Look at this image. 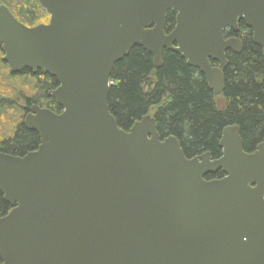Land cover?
<instances>
[{
	"label": "water",
	"instance_id": "95a60500",
	"mask_svg": "<svg viewBox=\"0 0 264 264\" xmlns=\"http://www.w3.org/2000/svg\"><path fill=\"white\" fill-rule=\"evenodd\" d=\"M37 2L49 18L34 26L0 4L2 61L10 73L54 78L48 96L61 111L32 105L23 124L38 147L0 152L11 207L0 217V264H264V138L246 153L229 125L219 157L187 158L153 116L125 131L108 107L114 64L135 46L154 68L164 50L177 53L221 94L226 51L242 50L227 30L242 21L264 55V0Z\"/></svg>",
	"mask_w": 264,
	"mask_h": 264
},
{
	"label": "trees",
	"instance_id": "16d2710c",
	"mask_svg": "<svg viewBox=\"0 0 264 264\" xmlns=\"http://www.w3.org/2000/svg\"><path fill=\"white\" fill-rule=\"evenodd\" d=\"M0 4L27 26L47 22L49 18L37 0H0ZM174 23L175 12L168 11L166 32L171 31ZM235 36L241 40L242 50L226 52L228 64L220 95H213L204 75L177 53L164 50L162 65L154 68L152 55L139 46L133 47L114 64L110 76L108 107L117 125L127 131L142 116H153L160 136L173 135L187 158L205 152H210L212 158L219 157L218 142L223 128L237 125L243 150L255 149L264 138V55L242 21ZM2 56L0 50V151L21 156L40 143L38 135L18 118L23 112L18 102L25 103L26 108L33 102L23 94V88L31 87L34 81L41 92L51 91L56 80L39 71L31 74L27 69L10 73ZM47 100L50 110L61 111L52 98ZM222 176L218 171L210 179ZM10 209L0 193V217Z\"/></svg>",
	"mask_w": 264,
	"mask_h": 264
},
{
	"label": "rangeland",
	"instance_id": "374dc122",
	"mask_svg": "<svg viewBox=\"0 0 264 264\" xmlns=\"http://www.w3.org/2000/svg\"><path fill=\"white\" fill-rule=\"evenodd\" d=\"M42 23H46V22H42ZM3 54V53H2ZM3 57V56H2ZM1 57V59H2ZM8 67V66H7ZM31 81V80H30ZM36 82L32 81V85L31 87H24L23 88V94L25 96L30 97L31 99H33L34 103H40L43 107L48 108V100L45 101L44 97L45 94L43 92H41L40 90H38V87L35 84ZM112 83H110L111 85ZM49 97V96H48ZM18 105H23V103L21 101L18 102ZM21 108V106H20ZM15 111H20L18 109H15ZM20 117V119H22V113H19L18 118Z\"/></svg>",
	"mask_w": 264,
	"mask_h": 264
},
{
	"label": "flooded vegetation",
	"instance_id": "af4514ba",
	"mask_svg": "<svg viewBox=\"0 0 264 264\" xmlns=\"http://www.w3.org/2000/svg\"><path fill=\"white\" fill-rule=\"evenodd\" d=\"M47 23V22H46ZM233 35H235V34H233ZM233 35H231V36H233ZM226 37H230V36H226ZM227 51H231V50H227ZM226 51V52H227ZM173 52V51H172ZM233 52V51H232ZM227 59V58H226ZM211 63H212V65L213 66H217V62L216 61H211ZM196 69V68H195ZM198 70V69H197ZM199 71V70H198ZM38 71H36V72H32V71H30V73L31 74H36ZM41 74H43V75H47L46 73H43V72H41V71H39ZM200 72V71H199ZM201 73V72H200ZM30 74V75H31ZM202 74V73H201ZM205 78V77H204ZM56 86H57V82H56ZM56 86H54V88L53 89H55L56 88ZM52 89V90H53ZM48 92L49 91H47V90H45L43 93L45 94V97H44V99H45V101L47 100V98H48ZM213 94V93H212ZM32 105H36V106H38L39 108H46V107H43L40 103H34V102H31V103H29V104H27V106H28V108H26V105H25V103L23 104V105H21V108H22V110H23V112H22V121L24 120V118H25V116L27 115V114H29L30 113V108H31V106ZM255 149H256V147H255ZM255 149H253V150H251V151H245L246 153H253L254 151H255ZM1 153H5V152H2V151H0ZM216 174V173H215ZM211 176H213V174L212 175H207V179H210V177Z\"/></svg>",
	"mask_w": 264,
	"mask_h": 264
}]
</instances>
